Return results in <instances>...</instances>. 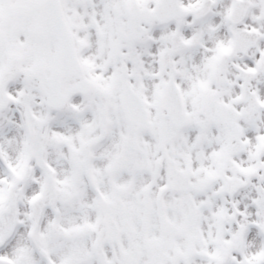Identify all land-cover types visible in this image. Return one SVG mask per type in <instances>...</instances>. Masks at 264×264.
<instances>
[{"label":"snow or ice","instance_id":"obj_1","mask_svg":"<svg viewBox=\"0 0 264 264\" xmlns=\"http://www.w3.org/2000/svg\"><path fill=\"white\" fill-rule=\"evenodd\" d=\"M0 264H264V0H0Z\"/></svg>","mask_w":264,"mask_h":264}]
</instances>
